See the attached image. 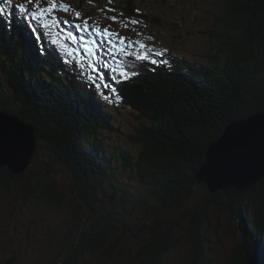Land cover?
I'll use <instances>...</instances> for the list:
<instances>
[{"label":"trees","instance_id":"obj_1","mask_svg":"<svg viewBox=\"0 0 264 264\" xmlns=\"http://www.w3.org/2000/svg\"><path fill=\"white\" fill-rule=\"evenodd\" d=\"M134 1H125V14L128 17L135 14L132 7ZM221 8L222 18L216 20L221 32L210 29L206 32L213 45L204 59L191 57L146 37L142 38L146 48H135L140 42L139 29L137 32L127 26L121 30L116 28L118 34L109 36L111 44L116 46L112 49L110 45L111 52H116L117 45L123 44L128 47L125 50L139 49L140 55L147 59L137 60L135 55L129 57L123 52L112 55L101 40L96 42L95 35L98 60L105 63V57L109 55L110 65L135 75L122 79L114 73L109 74L104 64L98 63L96 73L87 77L85 86L79 87L75 77L82 80L83 75L75 72L70 65H65L66 70H62L60 76L55 72L47 77L54 95L47 94L49 88L42 78L44 72L36 75L39 63L32 61L33 54L27 51V43L14 30L4 32L3 26H0V95L2 104L10 101L21 104L22 109L19 108L18 112L26 115L25 120L29 123H36L38 131H42L45 137H48L47 131L60 137L62 132L72 135L68 136L70 147H67L72 151L69 153L71 161L78 166L87 162L73 148H78L79 142L93 152L95 157L91 154V160L109 159L101 151L103 143L99 141V135L102 131L118 132L116 125L121 122V115L116 113V102H120L121 109L125 107L132 117L123 130L134 131L127 133L123 144L131 146L135 174L147 186L152 196L150 198L155 199L158 213L172 216L185 202L200 201L197 207L187 212L188 217L194 220L187 228L194 262L202 255L203 226L212 211L221 209L237 213L240 223L248 224L244 228L250 234L246 237L245 247H242L253 251V260L249 264H264V178L245 190L227 189L216 194H210L204 183L199 184L195 180V173L205 160L208 146L221 136L227 124L237 120L239 115L264 112V0H226ZM144 18L147 21L144 34L153 36V30L159 26L162 18L158 14H149ZM27 54H30V60H27ZM42 54L37 48L35 56L41 65L47 67L48 57L42 58ZM15 56L19 57L17 61L22 58L24 62H16ZM152 60L158 63L153 64ZM8 65H13L17 72L24 68L28 72L23 71L24 74L30 77L34 85L27 87L28 84L22 82L23 87L20 86V74L10 76ZM100 72L110 82L101 80ZM2 78L6 84L12 82L11 95L5 93ZM98 82L101 87H98ZM32 87L41 91L42 95L30 94L28 88ZM89 89L96 97L91 95ZM108 93L111 97L107 103ZM175 105L181 112H174ZM18 112L16 109V114ZM105 167L107 169L86 166L83 168L86 171L84 175L88 179H95L93 176L98 177V173H101L114 182L113 172ZM3 179V172L0 171V181L6 186ZM11 179L9 175L8 180ZM78 188L82 189L80 185ZM198 189L203 193L199 194ZM53 190L48 189L45 195L57 202ZM147 231L149 235L143 233L146 238L140 248V258L144 264H163L177 240L168 228L155 226ZM257 239L263 243L261 252ZM80 241L64 264H76L80 255L106 246L102 234L84 236ZM237 248L233 250L231 264H248L238 255Z\"/></svg>","mask_w":264,"mask_h":264},{"label":"rangeland","instance_id":"obj_2","mask_svg":"<svg viewBox=\"0 0 264 264\" xmlns=\"http://www.w3.org/2000/svg\"><path fill=\"white\" fill-rule=\"evenodd\" d=\"M125 1L111 0V3H109V0H56V11L54 10L51 13V19L45 18L49 24H53V21H55V24L49 30H37L36 32L32 31V28H36L35 23L30 19L28 23H25L18 8L4 5L3 0H0V6L4 8V17L8 16V22L16 24L15 20L22 21L24 26L21 27L20 24L15 33L22 41L27 43L29 47L27 51L33 54L34 59L32 61L36 60L39 63L36 75L44 72L42 78L46 80L44 83L49 88L47 94L54 95L55 91L47 81V77L52 75L47 72V67L41 65V62L35 56L36 49L39 48L48 56L49 64L53 65L52 70H55L60 62L66 58L68 59V55L59 49V45L56 46L52 42L57 40L78 53V57H83V61L89 70L86 74L96 73L94 69L98 63L107 66L109 74H113L111 69L116 67L109 64V55H106L105 63H103L98 60L99 53L97 50L96 59L93 60L79 42V37L84 35H78L77 32L70 29L71 25H67V28L63 29L62 26L64 25L61 26L57 22L66 19L65 17L71 18L75 27H80V24L87 22L88 27L81 28L83 33L87 35L96 34V42L101 40L103 46L105 45L110 53L109 38L104 37L100 30L108 29L109 33H115L117 27L127 26L132 30L135 28L140 30L145 27L142 21L144 17L138 15L128 17L125 15ZM134 2L133 11L138 10L145 17L149 14H158L162 18V22L153 30L154 35L146 36V38L155 43L160 41L165 47H172L191 57L204 59V56L211 50L213 43L206 33L209 29L221 32L220 27L216 25V20L222 18L221 7L225 6L226 0H166L165 2L160 0H135ZM13 3H25V0H13ZM25 6L31 10L39 11L48 5L46 0H41L39 5L25 4ZM7 7L9 10L13 9L10 14L9 11H6ZM61 13L64 14V17L60 16ZM77 13L80 14L79 18L76 15ZM113 17L116 18L115 22L112 19ZM133 20L138 21V23L132 24L131 21ZM29 24H32V28L29 27ZM2 29L4 32L5 30L8 33L10 32V29H4V24ZM3 30H1V33ZM69 33L77 37L76 43L68 39ZM143 37L139 35V40L142 42H139V44L144 45ZM84 39L89 46L97 49V43L92 44L95 41L93 36L84 37ZM120 45L128 49L125 45ZM125 49H123V53H127L126 55L129 57L140 54L139 49L135 51ZM59 57L61 58L60 61ZM18 58L15 56L16 62H24L22 58L17 61ZM28 59L30 60V54H27ZM8 67L10 76L20 74V86L24 83L28 84L27 87L34 85L29 79L30 77L28 78L24 74L23 71H26L24 68L23 70L18 69L17 72V70H14L13 65H8ZM104 79L110 82L106 77ZM1 80L2 85L5 87V93L11 95L12 82L6 84L3 78ZM85 82L86 80L78 81V86L83 87ZM58 89L61 92L59 87ZM28 91L34 96L37 94L42 95L41 91L33 87L28 88ZM110 97V93H108L106 95L107 103L110 101ZM3 104L0 95V112L6 110L4 112L8 114L5 116L11 120H16L15 122L27 131L33 145L30 152L33 151L34 153L30 160L28 159L23 164L21 170L16 172L18 177L12 176L8 169H0L5 179H9V174L12 176L10 181H5L6 186L2 185L3 182L0 181V264H64L76 244L81 242L82 237L97 234L104 236L106 246L80 255L76 264H144V261L140 258V248L143 239L146 238L144 234L149 235L147 229L155 226L160 227V229L168 228L177 240L175 248L165 256L163 264H231L233 250L237 246L239 247L237 248L238 255L244 262L249 264L253 260V251L245 250L242 247H245L246 237L250 234L247 228H244L248 224L243 223V221L241 224L237 213L215 209L208 217L205 226H203L201 232L203 251L202 255L200 254V257L196 258V262H194V252L187 235V228L194 220L188 217L187 212L190 211V208L197 207L200 201L190 200L185 202L182 207L176 209L177 211L172 216L158 213L155 199L150 198L152 196L149 190L146 189L147 186L135 174L136 167L135 160L132 158L134 153L130 148L131 146L123 144L127 133L134 131L123 130L132 117L129 116L130 114L125 107L121 109L122 104L120 102H116L118 109L116 113L121 115V122H117L116 125L118 132L102 131L99 135V141L103 143L101 151L109 159L101 161L92 158L91 160L93 152L87 148L85 149L79 142V147L75 148L73 146V148L75 152H79V155L84 156L83 159L87 161L79 167H77L76 162L71 161L69 153H72V151L71 148L67 147L70 145L69 137H73L72 135L62 132L60 137L47 131L48 137H45L41 134L42 131H38L36 123H29L25 120L27 116L18 112L19 108L22 109L21 104L13 101L3 102ZM175 106L176 110L174 112H181L177 109V105ZM12 109H14L13 113L15 114L12 113ZM261 114H264V112L239 115L237 120L227 124L225 129L230 125L241 124L252 119L253 121L247 125H249L250 130H253L255 124L262 121V118H255ZM257 136L256 133L251 134L246 138V141L249 144H254L257 141L253 138H257ZM246 141L245 145L248 148ZM253 157L256 163L262 158L261 163H258L264 166V152L254 154ZM125 159L128 162L131 161V163H128ZM230 160L233 165L237 166L234 174L243 176V164L241 163L243 158L231 157ZM244 160L245 167L247 164L249 167L254 164L253 161ZM101 162H103V166H101ZM90 164L104 169H107L105 167L107 166L113 172L114 182L101 173H98L100 177L93 176L95 179H88L84 175L85 170L83 168L85 169L86 166L92 167ZM209 177L215 183L216 175L210 173ZM250 177H252V174L247 179ZM226 178L228 179V177ZM203 183L205 186L208 185L206 182ZM86 184L89 186H86ZM79 185L82 189L78 188ZM48 189H54L57 202L52 201L45 195ZM198 190L199 194L203 193L201 189ZM257 241L259 242L260 239H257ZM262 246L263 243L260 241L258 245L260 252Z\"/></svg>","mask_w":264,"mask_h":264},{"label":"water","instance_id":"obj_3","mask_svg":"<svg viewBox=\"0 0 264 264\" xmlns=\"http://www.w3.org/2000/svg\"><path fill=\"white\" fill-rule=\"evenodd\" d=\"M5 115L7 114L0 112V138L3 141V152L0 154V169H8L12 176L18 177L16 172H19L23 164L33 156L34 152H30L33 145L27 131L19 126L15 122L16 120H11ZM255 118H262L260 123L255 124V129L250 130L248 128L249 125H247L253 121L252 119L241 124L230 125L208 147L206 161L195 175V180L197 183L206 182L208 184L206 188L210 194L231 188L245 190L264 178V166L259 164L263 159H259V163H256L253 157L254 154H262L264 152V114ZM254 133L258 134L257 138H253L257 142L249 144L246 138ZM245 141L248 143V148L245 145ZM231 157L243 158L241 161L243 164V176L234 174L237 166L230 162ZM244 159H248L250 162L253 161L254 164L251 167L247 164L245 167ZM210 173L216 175L215 183L211 181ZM251 174L252 177L247 179ZM224 176L228 177V179ZM4 180L9 181L5 178ZM217 180L219 181L217 182Z\"/></svg>","mask_w":264,"mask_h":264},{"label":"snow or ice","instance_id":"obj_4","mask_svg":"<svg viewBox=\"0 0 264 264\" xmlns=\"http://www.w3.org/2000/svg\"><path fill=\"white\" fill-rule=\"evenodd\" d=\"M4 5H11L13 7L18 8L19 12L21 13V16L24 20L25 23L29 22V19L35 23L36 28H32V24H29V27L32 28L33 32H36L37 30H49L53 24H55V21H53V24H49L47 22V20L45 19V17H47L48 19H51V13L55 10V8L57 7V3L56 0H46L47 2V7L40 9L39 11L36 10H31L29 8H27L25 6V4L28 5H32V4H36L39 5L41 3V0H25V3H19V4H14L13 0H3ZM109 3H111V0H109ZM112 10V9H109ZM4 14V8L2 6H0V16H2ZM77 17L79 18V13L76 14ZM113 21L115 22L116 18L113 17L112 18ZM87 23V22H85ZM132 24H136L138 23V21H131ZM10 24V22H9ZM87 30V29H85ZM106 34H108V36H115L117 34L115 33H109L108 29L104 30ZM68 39H70L73 43L77 42V37L73 36L71 33H69ZM79 42L81 43V47L84 49V51H86L88 53V55L90 57L93 58V60L96 59L97 56V49H94L93 47L89 46L88 42L85 41L84 37H79ZM54 44H58L59 45V49L64 52L65 54H67L68 56L72 57L74 60H76V57L79 55L78 53H76L74 50L69 49L66 44L64 43H59L57 40L53 41ZM96 42L93 41L92 44H95ZM108 43L111 45L112 49H115L116 46L114 44H111V39L108 40ZM121 43H123V40H121ZM119 52H124L123 49H116V52H111L110 54L115 55ZM127 54V53H125ZM135 59L137 60H143V59H147L146 57L141 56L140 54H136L135 55ZM80 61H77V63H79ZM151 63L156 64L158 63V61L156 60H152ZM95 71V69H94ZM111 72L114 74H117L120 78L122 79H127L130 78L131 75H135V73H128L126 71H119L116 68H112ZM101 79H103V77L101 76ZM107 87V86H106ZM3 152V141L2 138H0V154H2ZM211 163V161H210Z\"/></svg>","mask_w":264,"mask_h":264},{"label":"bare ground","instance_id":"obj_5","mask_svg":"<svg viewBox=\"0 0 264 264\" xmlns=\"http://www.w3.org/2000/svg\"><path fill=\"white\" fill-rule=\"evenodd\" d=\"M37 8V7H36ZM56 11V10H55ZM46 18V17H45ZM83 18H86V17H83ZM88 18V17H87ZM123 18V17H122ZM71 19V18H70ZM62 20V19H61ZM86 20V19H85ZM123 20V19H122ZM57 32V31H56ZM19 33H21V32H19ZM42 34V33H41ZM40 35V34H39ZM29 37V36H28ZM41 37V36H40ZM60 40V39H59ZM53 42V41H52ZM50 43V42H49ZM55 45V44H54ZM56 46H57V44H56ZM58 50V49H57ZM143 50V49H142ZM81 52V51H80ZM63 55V54H62ZM100 59V58H99ZM90 163H92V162H90ZM77 167H79L78 165H77ZM88 183V182H87ZM89 186V185H88ZM68 254V253H67Z\"/></svg>","mask_w":264,"mask_h":264}]
</instances>
